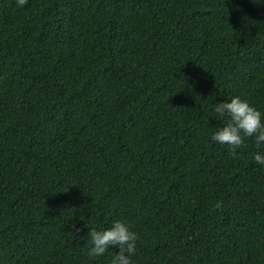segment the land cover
Returning a JSON list of instances; mask_svg holds the SVG:
<instances>
[{
  "label": "trees",
  "instance_id": "obj_1",
  "mask_svg": "<svg viewBox=\"0 0 264 264\" xmlns=\"http://www.w3.org/2000/svg\"><path fill=\"white\" fill-rule=\"evenodd\" d=\"M233 95L264 111V0H0V264H107L113 218L134 264H264L256 149L210 141Z\"/></svg>",
  "mask_w": 264,
  "mask_h": 264
},
{
  "label": "clouds",
  "instance_id": "obj_2",
  "mask_svg": "<svg viewBox=\"0 0 264 264\" xmlns=\"http://www.w3.org/2000/svg\"><path fill=\"white\" fill-rule=\"evenodd\" d=\"M22 5L24 0H17ZM220 125L214 128L210 141L224 146L228 154L238 157L239 149L249 138L256 151L252 160L264 168V111L252 105L247 98L233 95L212 105ZM222 200H216L214 208H221ZM88 228L83 249L90 258H99L111 253L107 264H134L139 234L125 218H113L107 226ZM79 231V229H76Z\"/></svg>",
  "mask_w": 264,
  "mask_h": 264
}]
</instances>
